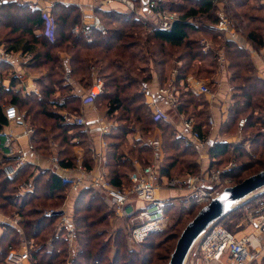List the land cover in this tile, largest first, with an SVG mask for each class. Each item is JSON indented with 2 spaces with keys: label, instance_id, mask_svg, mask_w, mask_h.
I'll use <instances>...</instances> for the list:
<instances>
[{
  "label": "trees",
  "instance_id": "16d2710c",
  "mask_svg": "<svg viewBox=\"0 0 264 264\" xmlns=\"http://www.w3.org/2000/svg\"><path fill=\"white\" fill-rule=\"evenodd\" d=\"M215 1L217 0H186L187 6L188 3L191 4L189 8L186 6L171 8L170 10L179 13L180 20L175 22L169 31H150L145 23L137 20L131 13L98 9L94 14L102 17L98 16L102 25L107 29V34L95 31L90 37L77 36L72 31L73 27L81 22V14L76 6L70 5L61 10H56V7L54 11L52 10L57 26L55 40L53 42L49 40L50 43L45 39V47L49 50L45 54V67L48 68V74L39 82L42 98L22 97L19 93L0 88V130L8 122L3 106L13 104L19 111H26L31 117L30 125L35 130L31 141L34 150L39 155L53 156L52 148L55 144L59 149L60 166L66 169L75 165L74 144L71 143L73 135H69V132L75 130V135L83 138L81 144L87 148L85 134L81 127L64 124L62 116L55 111L56 108L79 114L82 107L81 97L73 94L72 85L66 84V69L57 57V52H67L71 56L68 69L71 78L86 91L92 87L94 75L101 79L104 82V93L95 104L105 111L107 117H114L121 123L127 122L128 127L120 128L119 134L116 135L117 146H124V136L132 124L139 127L144 136H147L153 128L159 127L164 132L163 149L165 155L167 154L166 160L173 157L170 163L165 161L161 166L162 177L171 179L196 174V172L187 173L183 176L182 173L185 170L192 168L200 172L197 150L192 146H186L181 139L176 138L175 130L164 120H155V115L147 104L140 86H147L152 82L151 72L146 71L145 68L150 58L158 59V61L154 59V62L152 61L155 73L160 82H167L172 73L171 64L174 54L171 51L177 49L182 51L178 58L183 61V66L178 69V82L186 80L188 75L198 77L201 74V70L194 65L199 58L198 62L201 66L205 61L211 62L206 65L208 66L207 73L212 77L217 74V55L215 52L202 54L199 50V40L195 39V35H204L214 41L221 37L215 27L216 16L211 13ZM245 2L243 6L246 5ZM236 4L242 10L243 6L239 0ZM3 5L0 9V21L1 18H8L11 11L9 8L12 7V5ZM161 7L165 6L161 5ZM33 13L36 16L35 27L33 25L31 27L43 28L42 14L38 11ZM248 14V10L245 11L244 15ZM201 18L205 19V23L189 22L190 19ZM256 18L257 20H253L252 23H247L249 34L246 39L259 51L264 49V17ZM150 43L154 45L150 47ZM157 46L159 50L156 52L155 47ZM220 51L229 62L228 72L231 74L230 85L233 88L228 121L222 126L221 135L236 134L239 122L246 119L247 124L242 134L246 136L253 131L254 135L250 137L251 147L253 150L256 148V154L264 160V135L261 133L264 129V79L259 77L250 53L238 43L224 40L217 52ZM56 94L63 96L64 104H60L59 100H54L53 97ZM187 95V97L182 96L181 104L177 108L178 113L194 119L195 130L204 139L206 138L204 129H210L207 111L209 105L200 96L190 93ZM201 107L202 109L199 110ZM47 129L50 130V135L46 133ZM140 148L141 153H144L139 155L140 160L151 159V149L144 143H140ZM138 150L139 147L133 149V151ZM244 151L243 145L231 150L226 143L214 144L210 149V157L214 160L211 162L210 169H223L228 163L226 159L231 155H236L238 158L248 157L250 154L247 152L250 151L246 150L247 155L242 153ZM130 154L136 157L132 150ZM123 155L120 153L110 156L109 179L117 188H131L127 174L130 170L132 173L134 171L127 161L122 160ZM254 157L257 158L256 155ZM187 158L195 161L188 163ZM15 161L6 158L0 152V213L10 218L16 215L23 218L20 223L22 233L11 226H3L6 230L0 237V264H7L6 258L9 251L19 249L23 242L33 243L34 248L30 250L31 264H65L67 246L62 236L56 235L55 228L61 219L57 211L63 207L70 189L64 186L61 179L54 174L51 175L44 171L36 175L37 168L28 164L13 179L7 178L3 168ZM149 163L151 162L147 165ZM180 165L182 170L177 172ZM89 167L88 165L87 168ZM29 182H33L34 191L20 195L21 185ZM44 203L55 205L51 209L55 212L52 217L41 216L44 212L41 207L46 205ZM35 204L38 205L35 206ZM192 208L194 209L189 210L186 215L194 216L196 208ZM74 210L73 221L78 251L72 259V264H152L154 263V252L163 250L162 246L166 243V239L160 241L165 233L151 234L143 244L145 253L141 256L136 251L125 249L124 237L126 235L123 230H117L111 238H107L108 240L102 239L107 236V233L100 231L101 227L109 226L112 212L103 204L100 195L90 188L79 193ZM51 239H53L54 251L48 248V242ZM57 250L62 251V254H59ZM110 250H113L112 254L109 253ZM172 252L173 250H169V254ZM260 263L264 264V259Z\"/></svg>",
  "mask_w": 264,
  "mask_h": 264
},
{
  "label": "built area",
  "instance_id": "2783aa9c",
  "mask_svg": "<svg viewBox=\"0 0 264 264\" xmlns=\"http://www.w3.org/2000/svg\"><path fill=\"white\" fill-rule=\"evenodd\" d=\"M142 6H135L129 0H106L110 11L114 9V3L123 5L127 12L135 14L137 20H145L147 16H153V21L150 26L154 30L169 31L173 24L180 20L176 14L168 13L163 10H156L157 6L154 1L145 2L142 0ZM3 2H0L2 6ZM227 1L217 0L213 3L211 13L217 12L216 30L220 32L226 40L241 44L242 39H246L242 30L232 22L228 15L225 13ZM42 19L44 21V36L50 41L55 40L56 21L52 13L47 10L42 12ZM196 20V19H190ZM235 24V25H234ZM74 34L90 37L95 31L104 35L107 34L106 28L102 25L98 17L93 16L91 23H81L72 29ZM203 45L210 48L208 41H203ZM253 54L255 51L252 52ZM3 57L10 58L9 55L3 54ZM219 73L228 72V61L223 52L218 53ZM229 73V72H228ZM178 71L175 70L171 75L169 84L158 90V94L165 97L168 105L171 108L177 109L180 105L179 92L176 86V79ZM66 80L69 82V74L66 75ZM187 82L192 84L191 89H194L205 97H212V92L208 85L200 80L187 79ZM194 84V85H193ZM104 93V82L94 76V83L92 87L80 93L82 106L87 107L94 105L96 100ZM64 104V100L59 101ZM55 110H57L55 108ZM56 113L62 116L64 124L75 125L81 127L84 134H90V129L87 124V119L83 115L77 113H70L64 110H57ZM4 115L9 123L25 130V135L32 138L34 135V128L28 123L25 113L9 104L4 107ZM155 120L167 121L168 117L161 109H157L154 113ZM182 121V126L189 135H180L187 145H195L203 149L205 142L203 141L200 133L194 128V121L187 118L184 114L179 116ZM247 120L242 119L238 125L237 138L242 136V130L246 126ZM210 127L215 126L213 118L209 119ZM102 130V129H101ZM107 131V129H103ZM264 135V129L261 131ZM238 145V144H237ZM248 147V144L245 145ZM2 148L7 151V156H12L11 151V137H6L2 144ZM30 150L34 151V145L29 143ZM18 160L14 164L5 165L3 172L9 179H13L18 175L19 171L25 166L26 159L22 149L16 152ZM52 163L55 165L53 174L58 176L62 184L70 189V194L79 195V193L87 188L92 189L106 201L109 207L116 213L117 217L121 219L126 225V233L129 243L135 248L141 247L149 236L161 230V222L165 218L166 200L161 198L162 190H184L187 191L189 201L198 204H209L214 198L212 197V190L215 186L219 185L221 179L229 175L235 165L229 164L224 169H216L203 171L198 174H190L185 177L167 178L161 175V164L158 157H154V161L146 166L137 168L130 175L131 188H117L115 187L105 170H101L97 176H91L88 180L85 177L75 176L73 171L62 168L59 159L53 157ZM82 170V169H80ZM21 192L32 193L34 191L33 182L22 184L20 187ZM258 197L260 208L257 215L252 219L251 223L255 226L256 232L243 238H238L235 233L229 231L221 223L209 227L203 236L198 240L193 248L190 260L196 264H255L264 259V191ZM22 195V194H21ZM218 196V195H217ZM216 196V197H217ZM213 198V199H212ZM132 201L142 203L141 207H134ZM61 215V219L56 228V235H61L63 241L67 246V251L70 254L77 252V239L75 236V227L73 216H71L64 208L57 211ZM54 211H49L45 214L46 217H52ZM1 217V214H0ZM18 220L15 224H18ZM23 250L11 249L7 255V264H31L30 250L34 248L33 243H26ZM48 248L53 249V239L49 240ZM57 252H60L57 250ZM201 259V261L199 260Z\"/></svg>",
  "mask_w": 264,
  "mask_h": 264
},
{
  "label": "crops",
  "instance_id": "0c3cea01",
  "mask_svg": "<svg viewBox=\"0 0 264 264\" xmlns=\"http://www.w3.org/2000/svg\"><path fill=\"white\" fill-rule=\"evenodd\" d=\"M1 1L7 6L12 5V7L9 8L11 9V11L8 15V18H1L0 21V88L11 90L14 93H19V95H21L22 97H36L39 99L42 98L39 89V82L40 80L44 79L45 76L48 74V70L45 71V69L42 68H45V54L49 51L45 47V39L48 41L49 39H47L43 34L44 27H31V25L35 27L34 20L36 16L33 12L38 11L42 14L43 11L49 10L52 13V10L54 11L56 7V10H61V8L63 7L74 5L79 9V12L81 14V23L90 24L93 16H95L94 13L96 10L99 9L102 11H110V8L107 4L99 6V4H97L95 0ZM3 4L2 6H0V9L4 6ZM113 7H115V5ZM112 11H116L119 13H128L127 11L122 12L116 9H113ZM239 46L245 48L250 53L252 60L260 71L259 77L264 79V49L260 51L255 48L252 49L253 45H251V43L247 39H242L241 44ZM253 51H255L254 54L252 53ZM3 54L9 55L10 58L6 59L5 57H3ZM57 56L60 59L64 69H66L65 80L66 75L69 74L70 81L68 82L66 80V84L72 85L73 94L77 95V93H84L86 90H84L80 85H78L71 78L70 73L68 72L71 56L67 52H57ZM150 71L152 75L151 84L147 86L142 85L140 88L141 91L145 94L146 102L149 105L153 114L156 112L157 109L163 110L168 117V120L165 122L167 125H170L171 128L175 130L176 138L181 139L183 144H185L186 146H192L197 150V163L200 167V172L211 170V162H213L214 160L210 157V149L214 144L226 143L230 146L231 150H233L239 145H244V143H251L250 140H247L250 142H244L243 134L241 137L237 138L238 132L232 135H221V128L228 121V112L230 105L232 104V87L230 85V73H217L213 76L211 80H202L204 81L203 83L208 81V86L213 95L210 98L205 97V102H207L209 105L207 109L209 114L208 118L214 119L215 126L210 127L208 123L210 129H204V137L206 138H204L203 141L205 142V146L203 149H200L198 148V146L195 145H187L186 141L182 137H180V135L182 134L189 135V133L185 131L182 126V121L179 117L182 114H179L177 109L171 108L168 105L165 97L158 94V90L160 88L166 87L168 84L166 82H160L157 74L154 72L153 69H151ZM190 77L195 79L193 75H188L186 80H181L180 82L177 81L176 86L179 92L180 104L182 101V96L187 97V94L189 93L193 94L194 96H201L194 89L195 87L191 89L192 84L187 82V79ZM7 105L3 106V110L4 107ZM201 109L202 107L199 110ZM79 112L80 115H83L87 119L90 134H85L87 145L86 148L84 145L81 144L83 142V138L81 136L75 135V130H71L69 132V135H73L71 143L74 144L73 156L75 157V165L71 168L66 169L75 172V176H84L85 179L88 180L91 176H97L101 170H105V173L109 178V158L112 155H117L120 153L124 154V158L122 160L128 162L132 171L147 165L145 164V162L148 163L154 161V159H152L151 161L150 159L148 161L144 159L140 160L139 155L144 154L140 151V143H144L151 149V158L158 157L161 166L164 164L166 155L163 149L164 132L161 130V128L155 127L151 132L148 133L147 136H144L143 134H141L139 127H137L135 124H132L128 128V133L124 136V146H117L118 138L116 137V135L119 134V131L121 130L120 128L124 126L128 127L127 122L121 123L114 117H107L105 111L101 109L100 106H97V104L87 107L82 106ZM23 113L26 114L27 120L30 123L31 117L27 114L26 111H24ZM192 120L194 121V119ZM105 128L107 129L106 132L103 131V129ZM3 133L5 135H2ZM9 136L11 137V151L13 153L11 157H8L7 151L2 148L3 142L6 140V137ZM31 140L32 138H29L25 135L24 129L7 122V124L4 125L3 128L0 130V152L4 156H6V158L13 159V161L16 160L15 162L10 163L14 164L18 160V156L16 155L17 150L22 149L24 152V157L26 159V164L33 165L37 168L36 175L44 171L49 172L52 175L55 165L52 163L51 159L53 157L58 158L59 149L57 145L52 148L53 156L42 157L35 150H30L29 143L32 142ZM136 147H139V150L133 151V149ZM130 150H132L133 154H136V157L135 155L133 156L130 154ZM88 165L90 166L89 168H87ZM118 168L121 170L119 166ZM131 173L132 172L130 170L127 174V179L130 177ZM184 193H186L187 195V191L184 190H162L160 195L161 198L165 199L167 203L168 201L173 200L174 198L178 200H183L186 195L180 198L177 197L180 195H184ZM21 194L25 195L26 192H21ZM71 196L72 195L69 192L68 197L62 208H64L71 216L74 217V206L78 195L76 193V196L73 199L71 198ZM100 198L103 204H105L110 210L111 208L106 203V201L101 196ZM184 200L189 201V198H187L186 196V199ZM132 205L134 207H141L142 203L132 201ZM113 215L114 217L110 218L109 224L113 228L117 227V229L122 230V228L124 227L123 225L125 223L121 219L116 217L114 213ZM16 220H18V224H15ZM21 221H23V218L19 215L10 218L1 214L0 237L4 234L6 230L3 227L4 225L11 226L22 233V230L20 228ZM255 232L253 230L250 233L244 235H238L237 233L235 235L238 238H243ZM25 245L26 242H23L18 250H23V247ZM260 262L261 261L255 264H261Z\"/></svg>",
  "mask_w": 264,
  "mask_h": 264
},
{
  "label": "rangeland",
  "instance_id": "374dc122",
  "mask_svg": "<svg viewBox=\"0 0 264 264\" xmlns=\"http://www.w3.org/2000/svg\"><path fill=\"white\" fill-rule=\"evenodd\" d=\"M95 1H96L97 4H99V6L106 3V0H95ZM129 1L132 2L133 5H135V6H142V2H143L142 0H129ZM149 1H154L156 3V6H157L158 10L162 9L163 11H166L168 13L176 14L179 18H180L179 13H177L176 11H172L170 9L171 8L177 9L180 6L181 7H185V6L188 7L189 5H191L190 3H188V6H187L186 5V3H187L186 0H147L145 2H149ZM193 1H198V0H193ZM222 1H225V0H222ZM226 1H227V7H226V12L225 13L228 15L229 19L232 22L237 24V26L242 30V32L244 33V36L246 38L247 34H249V29H247V23H252L253 20H257L256 17H264V11H263L264 10V0H244V1H246L245 2L246 5H244V6H243L244 1L243 0H239V3L242 4V6H243L242 10H240V8L236 4V2L238 0H235V1L226 0ZM0 2H2V1L0 0ZM114 5H115L114 9H116V10H119V11H122V12H126L127 11L126 8L123 5H121V4H115L114 3L113 6ZM161 5L165 6V7L162 8ZM247 10H248L249 14L248 15H244L245 11H247ZM259 11H262V13H259ZM213 13L215 14L216 19H217V12H213ZM132 15L136 18L135 14H132ZM98 16H99V18H102L99 14H95V17H98ZM152 21H153V16H147V18L145 20H142V19L140 20V22L145 23L146 27L150 31L154 30L150 26V23H152ZM189 22H193L195 24L196 23L198 24L200 22L201 23H205V19L201 18V19H196V20H189ZM80 24H81V22L79 24H77V25H80ZM148 29L146 31L149 33ZM212 34L214 36H216L215 33H212ZM219 34H220V32H219ZM75 35H77V34H75ZM220 36H221L220 38L218 37L219 39L216 38V41H214V40L209 39L208 37H206L204 35H197V36L195 35V37H196L195 39L199 40L200 47H199V45H198V47H199V50L202 52V54H206L204 52V49L206 50L207 47L205 45H203V41L206 40V41H208L210 43V48L207 50V53L215 52V54L217 55V59H218V53H220V52H217V51L221 47V45L224 43V40H226L225 37L222 36L221 34H220ZM152 43L149 44L150 47L154 45ZM251 45H253V44H251ZM253 46H252V49L254 48ZM157 50H159V46L155 47V51L156 52H157ZM260 50H262V49H260ZM169 51H171V49ZM181 52H180V49H177L176 51H171V53L174 54V56H172V64H171L172 73L175 70L178 71V69H180L183 66V61L179 60V58H178V57H180ZM146 57H148V56H146ZM153 59L150 58L149 63L147 64V66H145L146 71H149L151 69H153V70L155 69L154 63H153L154 62ZM154 60L158 61V59H154ZM199 60H200V58L194 63V65H196V67L199 68V70H201V74H199L198 77L194 76V78L197 79V80H200V81H202V80H211L213 77L209 73H207L208 66H206V65H209V63H211V62L210 61L209 62L205 61V63H203V66H201V65H199L200 64L198 62ZM216 63H217V73H219L218 71H220L219 70L220 66H219L218 60H217ZM228 65H229V62H228ZM255 66H256V64H255ZM197 68L195 69L196 71H197ZM42 69H45V71H47L48 68L47 67H45V68L43 67ZM256 69H257V73L259 75L260 71L257 68V66H256ZM154 72H155V70H154ZM172 73H171V75H172ZM225 74H227V72H225ZM170 78H169L168 82H166L167 84H169V82L171 81ZM202 82H204V81H202ZM176 84H177V79H176ZM205 84L208 85V81L205 82ZM140 88H141V86H140ZM200 97L203 100H205V96L204 95H201ZM53 98H54V100L56 99L55 101H57V100L60 101L61 99H63V96L61 94H56ZM55 111H57V110H55ZM46 133L48 135H50L51 132H50L49 129H47ZM252 133H253V131L248 133L246 136H244V142L247 141V140H250V137L252 135H254ZM2 135H5V134L3 133ZM247 142H250V141H247ZM246 144H250V145H248V147L246 148L245 147ZM243 146H244L245 151L242 152V153L246 154V150H247V151H250V152H247L250 155H248V157H244V158L243 157L238 158V157H236V155L235 156L231 155V156H229L226 159V160H228L227 166L229 164H233V165H235V167H234L233 171L229 175H226V176H224L221 179V182H220L219 185L214 187V189L212 190V193H213L212 197L213 198H215L217 195H219L225 188L233 187V186L237 185V183H241L245 179H247V178L259 173L260 171H262L264 169V160L260 159V156L256 154V148H254V150H253L252 147H251V143H244ZM54 147H55V144H54ZM255 155L257 156V158L254 157ZM166 157H167V154H166ZM152 159H154V158H151L150 161ZM167 159H168V161L166 159H165V161H167V163H170L171 159H173V157L167 158ZM186 161L189 163L190 161H195V160L187 158ZM259 162H261L263 164H261ZM145 164H147V162ZM243 165H244V167H242ZM180 170H182L181 165L177 168V172L180 171ZM219 170H220V168H219ZM195 172H196V174L199 173V171H197V169L195 170L194 168H192L190 170H185L182 174L184 176V174L195 173ZM177 174L179 175V173H177ZM230 175L234 176L236 179H233V177H231ZM188 194L189 193H187V195H186V193H184V195H180L177 198L184 197L185 195L187 196V198H189ZM261 194L262 193L259 192L257 194L252 195L250 198L246 199L239 207L234 209L230 214H228L220 222L221 225L226 227V228H228L232 232H235V234L237 233L238 235H240V234L244 235V234L250 233L253 230L255 232L256 229L251 223V217L253 219L257 215V211L260 208V203H259V199L260 198H258V197ZM71 195H72L71 198L73 199L75 197V194H71ZM186 196H185L184 199H186ZM184 199L183 200H178V199L174 198L173 200H170V201L167 202V205H166V208H165V211H164L165 218L161 222V230L158 231V232L165 233L164 236L160 239V241L163 240V239H166V243L162 246L163 250H159L157 252H154V263H152V264H168L169 263L171 255L173 253L172 252L171 254H169V250H173L174 251V249L176 247V244H177V241H178L179 237L181 236L183 230L187 226V224L189 222H191L193 220V218L198 214V212L203 207H205L207 205V204L198 205V204H195V203H193L191 201H186ZM44 204H46V203H44ZM37 205L38 204H35V206H37ZM54 206H55L54 204H46L43 207H41V209L44 211L41 216H45V213H48L49 210L54 208ZM192 207L196 208V210L194 212V216L186 215V213H188L189 210L194 209ZM111 211H112V215L110 217H114L113 213L117 217L116 213L113 210H111ZM123 226L124 227L122 228V230H124V234L126 235L124 237L125 249H127L129 251L130 250L136 251L137 253H140L141 256H143L144 253H145L143 245L141 247H139V248H135L134 249L131 246V244L129 243L128 236H127V233H126V225L124 224ZM101 229L102 230H100V231L107 233V236L102 238V239H105V240L107 238H111V236L113 234H115V232L117 230H119V229H117V227L116 228L111 227L110 224H109L108 227L102 226ZM112 251L110 250L109 253L112 254ZM59 254H62V251ZM76 255H77V252L75 254H70L68 252L67 256L65 255V257L67 258L65 264H72V259ZM158 258H160V260ZM199 260L201 261L200 258H199ZM188 264H193L192 263V259L189 260Z\"/></svg>",
  "mask_w": 264,
  "mask_h": 264
},
{
  "label": "water",
  "instance_id": "95a60500",
  "mask_svg": "<svg viewBox=\"0 0 264 264\" xmlns=\"http://www.w3.org/2000/svg\"><path fill=\"white\" fill-rule=\"evenodd\" d=\"M264 169L241 183L225 188L187 224L168 264H188L191 252L206 230L220 223L252 195L264 191Z\"/></svg>",
  "mask_w": 264,
  "mask_h": 264
},
{
  "label": "bare ground",
  "instance_id": "6f19581e",
  "mask_svg": "<svg viewBox=\"0 0 264 264\" xmlns=\"http://www.w3.org/2000/svg\"><path fill=\"white\" fill-rule=\"evenodd\" d=\"M264 190V189H263ZM196 245V244H195ZM195 247V246H194Z\"/></svg>",
  "mask_w": 264,
  "mask_h": 264
}]
</instances>
